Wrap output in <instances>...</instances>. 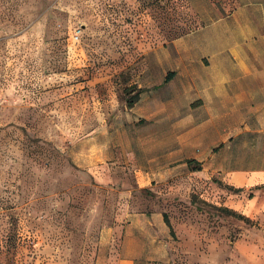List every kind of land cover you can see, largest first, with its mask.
<instances>
[{"label": "rangeland", "instance_id": "374dc122", "mask_svg": "<svg viewBox=\"0 0 264 264\" xmlns=\"http://www.w3.org/2000/svg\"><path fill=\"white\" fill-rule=\"evenodd\" d=\"M238 6L0 0V264H264V182L236 192L221 173L193 174L190 166L173 181H149L155 167L137 143L127 147L134 155L104 148L108 158L90 164L98 126L104 142L107 127L127 140L142 134L144 121L122 109L144 90L138 81L154 58L185 42L204 14ZM173 59L161 70L185 81V54ZM236 144L210 153L264 158L263 141ZM157 212L171 224L165 241ZM132 220L137 226L125 241ZM145 220L148 227L139 226Z\"/></svg>", "mask_w": 264, "mask_h": 264}, {"label": "crops", "instance_id": "0c3cea01", "mask_svg": "<svg viewBox=\"0 0 264 264\" xmlns=\"http://www.w3.org/2000/svg\"><path fill=\"white\" fill-rule=\"evenodd\" d=\"M229 2L239 5L231 14H204V24L188 33L185 42L176 41L164 59L154 58V68L159 70L155 76L154 68L143 73L138 86L144 90L131 106L122 109L124 116L132 115L131 121H144L142 134L127 140L115 126L111 136L107 127L104 142L105 129L98 126L90 136L91 165L108 158L104 148L134 155L127 147L137 143L146 156L145 163L155 167L152 175L146 176L149 181H173L179 168L190 166L193 174L221 173L236 188L264 182V158L236 153L222 159L216 152L210 153L216 144L231 147L237 141L235 146L245 148L249 142L255 146L264 142V0ZM180 53L186 56L185 81L177 78L172 68L161 70L163 63H173V57L180 60ZM182 115L191 118L179 121ZM125 132L126 126L122 134ZM195 165L201 170H193ZM240 203H235V208ZM156 216V227L165 241L169 227L162 213ZM136 226L134 220L126 224L125 241L131 239L130 229ZM139 226L147 228V220Z\"/></svg>", "mask_w": 264, "mask_h": 264}, {"label": "trees", "instance_id": "16d2710c", "mask_svg": "<svg viewBox=\"0 0 264 264\" xmlns=\"http://www.w3.org/2000/svg\"><path fill=\"white\" fill-rule=\"evenodd\" d=\"M138 92L140 93L139 90H138ZM139 93L136 94V96H134V98H130V99L127 100V105H128V106H131V105L137 100ZM188 162L191 163L192 160H189ZM193 170H201V167L198 166V165H195V166L193 167ZM235 191H236V192H240V191H243V189H242V188H235ZM164 219H165L166 223L171 227V224H170L169 220L167 219V217H166L165 215H164Z\"/></svg>", "mask_w": 264, "mask_h": 264}]
</instances>
